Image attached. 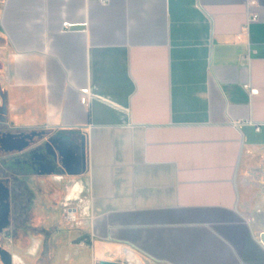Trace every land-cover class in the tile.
<instances>
[{"label": "crops", "instance_id": "crops-1", "mask_svg": "<svg viewBox=\"0 0 264 264\" xmlns=\"http://www.w3.org/2000/svg\"><path fill=\"white\" fill-rule=\"evenodd\" d=\"M0 34L2 149L42 134L84 202L29 264H264V0H2Z\"/></svg>", "mask_w": 264, "mask_h": 264}, {"label": "rangeland", "instance_id": "rangeland-1", "mask_svg": "<svg viewBox=\"0 0 264 264\" xmlns=\"http://www.w3.org/2000/svg\"><path fill=\"white\" fill-rule=\"evenodd\" d=\"M6 47V41L0 34V50H4ZM1 68L2 63L0 61ZM4 125L5 123L0 120V133L2 129L5 131L9 130V128L3 127ZM11 131L13 132L14 130L11 129ZM7 136L19 138L20 133ZM24 136L25 141L22 142L21 147L8 151L5 150L2 156L0 154V166L6 167L10 172L26 173L27 170L23 169L25 164H18L13 161H9L4 165L5 158L12 159L23 154H31L37 162L36 169L32 171L30 176L24 178L23 181H20L22 179L18 178L14 179V176L8 173L5 175L10 178V180H6L8 183L9 181L15 183L13 188L15 189L14 195L17 200V209L11 213L12 220L9 227L14 232L11 238L6 237L3 233L5 227H7L8 217L10 218V212H6L5 214L6 221L3 228L0 229V244L9 246V249L20 256L25 264H29L28 256L19 255L18 253L20 251L22 253L27 252L32 247L35 248V252L44 249L47 241L46 238L50 231L55 229L68 231L80 226L83 221L81 211L83 210L84 202L76 201V198L81 199L75 198V195H78L77 193L79 192L70 196L72 202L69 205L76 208L80 215L78 222H69L67 220V208L63 204L71 191L75 190L78 179L68 175L66 169L61 166L56 158H53L54 163L51 160H46V154H43V145H41V141L44 138L43 135L35 136L28 131ZM80 164L83 169V160ZM2 188L3 181L0 180V190ZM27 189H29L31 195L26 191Z\"/></svg>", "mask_w": 264, "mask_h": 264}, {"label": "flooded vegetation", "instance_id": "flooded-vegetation-1", "mask_svg": "<svg viewBox=\"0 0 264 264\" xmlns=\"http://www.w3.org/2000/svg\"><path fill=\"white\" fill-rule=\"evenodd\" d=\"M20 132L18 131H5L2 129V132L0 133V137H6V135H15V134H19ZM24 134V133H23ZM26 134V133H25ZM42 135V134H41ZM2 145H4V143H0V154L1 156L4 154V150L2 149ZM42 146V151L43 154H46V160H51V162L54 163L53 160V156L51 154H49L47 152V148L44 144H41ZM4 158V157H3ZM9 161H13L16 162L18 164H25L23 169H25V171L27 170L26 173L23 172H10L7 169H4V166H0V175H2L0 177V180L3 181V188L2 190H0V229L3 228L4 223H5V214L6 212H10V218L8 217V223H7V227H5L3 233L4 235H6V237H12L13 235V231L12 229L9 227L10 221L11 219V213L15 212L17 209V200L15 199V189L13 188L15 183L14 182H10L9 183L6 181L7 179L10 180L9 177L5 176L7 173L14 176V179L18 178V179H22L20 181H23L24 178L30 176V174H32V171L35 170L36 168V160L31 156V154H23L22 156H18V157H13L12 159H6L4 161V165H6ZM56 168V167H55ZM22 176V177H21ZM26 191L29 192V189H27ZM25 191V192H26ZM29 195H31V192H29ZM2 250L6 251L9 255L13 256L14 253H12V251L9 249V246H4L0 244V262L1 264H12L10 261V258L5 257V255H3L1 252Z\"/></svg>", "mask_w": 264, "mask_h": 264}, {"label": "built area", "instance_id": "built-area-1", "mask_svg": "<svg viewBox=\"0 0 264 264\" xmlns=\"http://www.w3.org/2000/svg\"><path fill=\"white\" fill-rule=\"evenodd\" d=\"M257 20H258V15L257 14H253L248 22H253V21H257ZM72 26L73 25L70 24V23H67V22L64 23V27H66V28H71ZM246 27H247V25H246ZM70 196L71 195H68V197L66 198L65 203L63 204V206L65 208H67V220L69 222L76 223L79 220V215L80 214H79V211L76 208L71 207L69 205L72 202L71 199H70Z\"/></svg>", "mask_w": 264, "mask_h": 264}, {"label": "water", "instance_id": "water-1", "mask_svg": "<svg viewBox=\"0 0 264 264\" xmlns=\"http://www.w3.org/2000/svg\"><path fill=\"white\" fill-rule=\"evenodd\" d=\"M260 238H261L262 243L264 244V232L261 233ZM99 264H121V263L115 262V261H105V260H103V261H100ZM124 264H131V263L126 260V262Z\"/></svg>", "mask_w": 264, "mask_h": 264}, {"label": "bare ground", "instance_id": "bare-ground-1", "mask_svg": "<svg viewBox=\"0 0 264 264\" xmlns=\"http://www.w3.org/2000/svg\"><path fill=\"white\" fill-rule=\"evenodd\" d=\"M6 252V251H5ZM9 257V256H8ZM11 262V261H10Z\"/></svg>", "mask_w": 264, "mask_h": 264}]
</instances>
